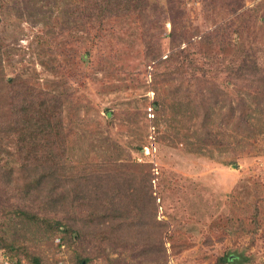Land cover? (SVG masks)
Wrapping results in <instances>:
<instances>
[{
  "label": "rangeland",
  "instance_id": "374dc122",
  "mask_svg": "<svg viewBox=\"0 0 264 264\" xmlns=\"http://www.w3.org/2000/svg\"><path fill=\"white\" fill-rule=\"evenodd\" d=\"M124 1L0 0L2 150L22 163L20 123L55 105L66 195L0 184V252L17 264H264V0Z\"/></svg>",
  "mask_w": 264,
  "mask_h": 264
},
{
  "label": "trees",
  "instance_id": "16d2710c",
  "mask_svg": "<svg viewBox=\"0 0 264 264\" xmlns=\"http://www.w3.org/2000/svg\"><path fill=\"white\" fill-rule=\"evenodd\" d=\"M87 1L88 3H90L91 0ZM112 1L114 2L116 0H108L109 4L107 3L103 11L107 9V7L111 4L110 2ZM117 1H120L121 3L120 7L118 8L119 10L126 9L127 1ZM140 2L141 0L139 1V3ZM1 68L2 66L0 64V70ZM55 110V105L50 106L48 103H46L41 108H34L31 115L20 123V132H18V137L12 140V144L14 146L13 151L15 152V156L17 157V159L19 157L22 160V163L18 165L19 168H17L18 166H15L16 162H11L10 159L6 158L4 153L5 151L2 150V145L6 139H4L5 136H3V131L0 128V184H8L10 182V185L13 187L14 196L26 197L29 195L31 190L36 189V187H39L42 184L47 185V182L49 184L48 187L50 188L48 194L53 193L55 195H60L59 199L65 200L66 195L62 192L57 191L60 185L58 184L59 180H57L58 177H56V175H59V171H61L62 169L61 165L59 166L58 164L59 156L53 153V147L51 145V143L53 142L52 140L57 137L56 135L52 134L53 132H51L52 128L55 126L53 124V114ZM250 111L253 114L254 111L251 110V108ZM16 143L18 145H16ZM2 154H4V156ZM26 162L29 164L42 162L41 166H38L34 170L36 172L38 170H42V173L39 174L38 172V174H36L35 172H29L28 164ZM43 163L45 165H43ZM16 171L19 172V175L15 174V177L14 173ZM26 171H28V173ZM24 172H26V176H24ZM83 192L84 191H80L79 194L76 196L77 203L81 210L83 209L84 204L89 205L87 202H85L88 196L84 195ZM72 202L73 204H75L74 199H72ZM13 211L14 214L23 217L27 222L32 224H34L35 219L38 218L36 214H29L23 209L16 208ZM65 228H68L70 230L74 229L71 225H67ZM2 230L3 229L1 228L0 248L4 249L7 248V245L4 242L6 239H4L2 236ZM0 253V259H2L3 257L9 258L10 256L4 251H1ZM233 259H237V257L234 256V258L232 259H230V257H227L224 260L230 261ZM224 260L222 259L221 261L223 262ZM33 264L41 263L38 259H34Z\"/></svg>",
  "mask_w": 264,
  "mask_h": 264
},
{
  "label": "built area",
  "instance_id": "2783aa9c",
  "mask_svg": "<svg viewBox=\"0 0 264 264\" xmlns=\"http://www.w3.org/2000/svg\"><path fill=\"white\" fill-rule=\"evenodd\" d=\"M0 264H17V263L9 258L3 257L2 259H0Z\"/></svg>",
  "mask_w": 264,
  "mask_h": 264
}]
</instances>
